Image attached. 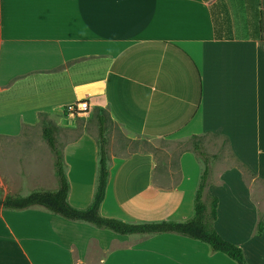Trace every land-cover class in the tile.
Masks as SVG:
<instances>
[{"label":"crops","instance_id":"0c3cea01","mask_svg":"<svg viewBox=\"0 0 264 264\" xmlns=\"http://www.w3.org/2000/svg\"><path fill=\"white\" fill-rule=\"evenodd\" d=\"M255 12L253 34L237 38L224 36L228 14L206 0H0V199L56 190L53 168L49 180L18 194L6 177L19 155L8 145L43 114L74 123L66 106L82 100L132 141L226 137L264 192V10ZM76 146L61 154L67 201L83 210L97 184V145ZM181 161L176 181L162 185L151 152L110 156L99 214L133 224L190 219L201 171L193 165L191 176ZM238 166L211 169L213 228L249 264H264V232L254 236L264 202ZM62 220L40 207H0V264H235L175 234L119 236Z\"/></svg>","mask_w":264,"mask_h":264},{"label":"rangeland","instance_id":"374dc122","mask_svg":"<svg viewBox=\"0 0 264 264\" xmlns=\"http://www.w3.org/2000/svg\"><path fill=\"white\" fill-rule=\"evenodd\" d=\"M206 1L219 13L222 14L223 11L227 12L228 22H223L222 16H219L218 19L220 23L223 22V26L225 25L223 27L224 36L230 37L242 38L252 35L255 31L254 20L257 16V12H255L256 8L259 6L260 10H264V0ZM227 29H230V35L227 34ZM50 115L49 113L43 114V120H41L39 126L23 134V137H17L16 140L18 141L15 144L8 145L11 147V153H17L19 155L15 156L12 160L14 163L13 166L8 165V168L12 171V175H10L11 172H8L9 176L6 177L13 184V188L15 187L17 189L18 194H25L29 188L33 187L32 185L40 180L47 181L52 175L53 158L41 135L44 122H49L58 128L55 136L57 147L66 157H69L72 151L79 150L78 147L81 146H76L78 144H82L88 148L94 143L97 145V116L100 114L98 111L91 109V106L79 115H75L74 123H63V121L56 120L50 117ZM106 127V150L108 158L110 156L123 158L136 150L145 148V150L155 156L158 170L157 179L162 185H171L176 181L173 172L179 168L181 158L183 167L185 168L186 165L188 167L189 175L192 176L193 174V165H196V167L198 165L200 171H202L201 162L192 152V139L165 138L155 141H147L144 139L132 141L112 124L108 123ZM75 141L76 145L72 144ZM202 142L203 149L209 157L216 154L219 155L216 161H212L211 169L215 163L221 164L223 168L238 166V163L230 157L228 152L224 149L222 150L224 145L220 141L214 140L211 137H205ZM34 154H36L35 156L37 158H33L34 156L32 155ZM115 162L118 163L119 160ZM89 165L91 164L86 160L83 167H88ZM108 166L110 167L111 163ZM159 171L162 172L159 173ZM250 183L252 184V194L255 201L264 202V192L260 182L251 179ZM26 187L28 189L25 190L24 188ZM28 194L30 193H27L25 196ZM205 204L206 206L209 205L207 199L205 200ZM261 208L264 209V203L261 205ZM62 221L66 223L64 219Z\"/></svg>","mask_w":264,"mask_h":264},{"label":"trees","instance_id":"16d2710c","mask_svg":"<svg viewBox=\"0 0 264 264\" xmlns=\"http://www.w3.org/2000/svg\"><path fill=\"white\" fill-rule=\"evenodd\" d=\"M259 27L261 31L262 14ZM99 109L97 116V184L90 205L79 210L72 207L68 201L69 185L63 171V159L56 143V132L58 128L50 123H44L41 135L53 157L54 176L57 181V188L54 191L36 190L25 197L7 196L0 199V207L10 211H21L31 207H40L49 213L60 216L65 220L75 223H85L100 230H107L119 236L127 235H160L175 234L190 240H194L206 245L212 252L219 253L227 257L235 264H248L245 260L243 251L238 246L223 240L213 228V223L217 218V198L207 196V188L211 178V163L219 158V155L209 157L203 149L205 137H211L224 145L225 151L231 158L233 155L228 148V140L224 136L216 134H205L203 136H192V152L202 164V171L199 176L198 184L193 197V213L190 219L184 222H159L133 224L120 220L104 218L99 214L100 205L104 199L106 186L109 179L107 162L109 160L106 146V118ZM221 147V146H220ZM147 151L145 148L136 150ZM243 179L247 184L251 196H253L251 179L255 177L242 165L238 166ZM257 181V180H256ZM260 182V181H259ZM254 198V197H253ZM209 201L206 206L205 200ZM264 232V210L258 212V219L255 227L254 236L260 237Z\"/></svg>","mask_w":264,"mask_h":264},{"label":"built area","instance_id":"2783aa9c","mask_svg":"<svg viewBox=\"0 0 264 264\" xmlns=\"http://www.w3.org/2000/svg\"><path fill=\"white\" fill-rule=\"evenodd\" d=\"M90 108L87 101L82 100L77 103L69 104L66 106V112L72 116L79 115L80 113L86 111Z\"/></svg>","mask_w":264,"mask_h":264}]
</instances>
